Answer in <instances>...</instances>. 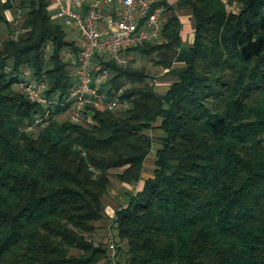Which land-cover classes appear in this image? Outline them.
I'll list each match as a JSON object with an SVG mask.
<instances>
[{
  "label": "trees",
  "instance_id": "16d2710c",
  "mask_svg": "<svg viewBox=\"0 0 264 264\" xmlns=\"http://www.w3.org/2000/svg\"><path fill=\"white\" fill-rule=\"evenodd\" d=\"M156 8L157 41L124 51L126 66L94 61L117 107L76 111L60 104L75 82L64 53L81 44L51 0H0V264H264V0ZM152 69L173 78L162 92ZM23 78L58 105L31 102Z\"/></svg>",
  "mask_w": 264,
  "mask_h": 264
},
{
  "label": "built area",
  "instance_id": "2783aa9c",
  "mask_svg": "<svg viewBox=\"0 0 264 264\" xmlns=\"http://www.w3.org/2000/svg\"><path fill=\"white\" fill-rule=\"evenodd\" d=\"M157 0H53L54 20L63 27L77 33L81 47L77 55L64 53V59L74 69L75 82L69 89L67 101L73 103L76 111L86 106L114 110L116 98H110L99 91V86L110 77L109 70L95 64L98 57H108L118 65L126 66L124 51L148 41L160 38V14L162 8L151 11ZM111 8L112 14H106ZM18 86L29 100L43 106H57V101L46 96L45 81H27L23 78ZM78 121V113L70 116ZM42 118L34 124L42 122ZM90 122V119H87Z\"/></svg>",
  "mask_w": 264,
  "mask_h": 264
},
{
  "label": "rangeland",
  "instance_id": "374dc122",
  "mask_svg": "<svg viewBox=\"0 0 264 264\" xmlns=\"http://www.w3.org/2000/svg\"><path fill=\"white\" fill-rule=\"evenodd\" d=\"M176 0H171L172 3H174ZM233 10H236L235 8H233ZM66 32V36L68 38V40H76V41H80L79 37L77 36V33L69 28H65L64 29ZM138 66H142V65H146L147 67L151 66L148 64L147 60L144 59H139L138 60ZM28 70L26 71L25 74L27 73ZM165 71H162L161 69H152V74L155 76L154 79V84L155 87L162 92V90H164L169 84L170 82L173 80L172 77L166 76ZM165 92V91H164ZM154 159H155V150H152V152L150 153V155L147 158L146 161V169H147V173L151 172V170L153 169V163H154ZM114 172V171H113ZM118 187V186H117ZM120 191L119 188H116V190L112 191L108 196L104 197V205H105V212L106 214L111 217V215H113V213L115 212V209H117L120 205L125 203V198L121 199L120 198V194L118 193ZM103 233L100 234V236H102ZM104 239V242L107 243V245H109L108 243V237L106 238V236L100 237Z\"/></svg>",
  "mask_w": 264,
  "mask_h": 264
},
{
  "label": "crops",
  "instance_id": "0c3cea01",
  "mask_svg": "<svg viewBox=\"0 0 264 264\" xmlns=\"http://www.w3.org/2000/svg\"><path fill=\"white\" fill-rule=\"evenodd\" d=\"M177 1L178 0H176L174 3H172L171 0H168V3L171 5V4L177 3ZM53 9H54L53 0H51V9H49V10H51L52 15L54 16L55 10H53ZM112 10H111V8L107 9L106 14H112V12H111ZM178 15H179V18H180L181 23L183 25L182 32H181L182 40L184 43L192 44L193 40H194V21L191 17V13L187 10H183V11H179ZM6 17L9 21L13 20V15L10 12H6ZM79 43L81 44L80 41H79ZM112 216H114V213H113V215H111V217Z\"/></svg>",
  "mask_w": 264,
  "mask_h": 264
}]
</instances>
